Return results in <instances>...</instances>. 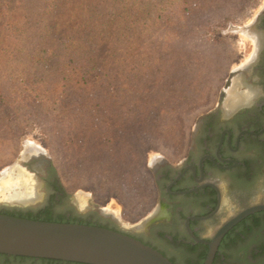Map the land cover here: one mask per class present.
I'll return each mask as SVG.
<instances>
[{"label":"rangeland","instance_id":"1","mask_svg":"<svg viewBox=\"0 0 264 264\" xmlns=\"http://www.w3.org/2000/svg\"><path fill=\"white\" fill-rule=\"evenodd\" d=\"M132 1L104 2L99 80L85 83L74 71L64 80L36 61L26 62L28 79L45 81L36 100L27 101L14 82L17 67L0 64V188L10 176H32L40 198L25 210L49 207L55 218L71 212L125 232L143 229L155 211L151 168L159 159L177 165L187 155L198 121L220 100L226 104L229 77L251 52L245 34L232 28L245 26L261 2L246 0L240 13V0H150V33L139 41L121 36L114 43V26L129 23L116 11ZM105 133L124 146L102 149ZM125 151L126 158L137 159L127 162L121 156ZM39 152L74 204L52 199L51 180L45 184L43 173L26 167L28 156ZM131 163L146 182L137 196L125 177ZM1 190L0 210L17 209L3 205L13 192H23L21 185Z\"/></svg>","mask_w":264,"mask_h":264},{"label":"flooded vegetation","instance_id":"2","mask_svg":"<svg viewBox=\"0 0 264 264\" xmlns=\"http://www.w3.org/2000/svg\"><path fill=\"white\" fill-rule=\"evenodd\" d=\"M259 2L251 20L235 27L248 38L251 52L229 77L226 104L220 100L198 121L187 155L177 165L159 159L151 168L153 217L132 233L102 225L139 240L172 264H204L226 224L247 210L264 208V0ZM28 157L29 169L41 159ZM42 168L55 200L72 205L51 177L50 163ZM0 264L72 263L0 255ZM212 264H264V210L245 215L226 230Z\"/></svg>","mask_w":264,"mask_h":264},{"label":"trees","instance_id":"3","mask_svg":"<svg viewBox=\"0 0 264 264\" xmlns=\"http://www.w3.org/2000/svg\"><path fill=\"white\" fill-rule=\"evenodd\" d=\"M105 1L0 0V64L6 62V66L17 67L19 73L14 82L16 86L21 87L18 88V92L23 94L27 101L36 100L35 94H39L43 90L45 81L28 79V76L23 73V68L27 66L26 62L36 61L42 68L59 72L60 75H63L64 80L67 77L69 79L73 77L68 75L72 71H74V77L85 80V83L90 78L99 80L103 77L104 69L100 59L103 44H105L103 42L104 28L102 22L104 17L102 7ZM109 1L118 2V0ZM143 1H132L129 3L128 9L121 4L120 8L117 9L118 16L122 15L128 18L129 23L124 26H114L112 31L116 32L113 38L114 43L121 36H126L129 40L132 38L131 41H139L141 36L150 33V0ZM245 4L246 0H240V13H242L240 8H243ZM116 12L114 15H117ZM115 53L116 51L113 52V55ZM93 73L97 74L92 78L90 76ZM161 113L165 112L161 111ZM142 122L141 120L140 123ZM118 136L120 137L119 133ZM123 136L125 135L123 134ZM104 139L105 145L102 146V149L114 148L113 145L124 146L122 139L120 142L117 139L118 141L115 143L109 134H106ZM122 149L125 150V148ZM132 149L135 150L134 153L138 152L135 148L132 147ZM121 154V156H125L127 162L137 159L135 156L126 158V151ZM119 159L122 161V157ZM117 167L119 166L117 165ZM128 167L132 169L126 171L125 177L128 182H132L133 194L137 196L146 182L141 180V175L134 170L133 164ZM59 188L61 189V187ZM61 192L64 191L61 189ZM0 215L46 223L78 224L105 228L76 217L71 212L68 217L55 218L52 216L49 207L36 212L25 209H1Z\"/></svg>","mask_w":264,"mask_h":264},{"label":"water","instance_id":"4","mask_svg":"<svg viewBox=\"0 0 264 264\" xmlns=\"http://www.w3.org/2000/svg\"><path fill=\"white\" fill-rule=\"evenodd\" d=\"M232 29L241 31L235 27ZM228 86L227 82L225 87ZM33 158L41 159L35 160L36 166L31 170L42 174V164H49V161L41 153ZM70 200L74 204V199ZM33 205L35 202L3 206L27 209ZM260 209L264 210H247L239 218L226 224L215 238L214 246L204 264H212L216 245L227 229L240 218ZM0 255L72 264H172L151 247L120 232L95 226L46 223L7 215H0Z\"/></svg>","mask_w":264,"mask_h":264},{"label":"bare ground","instance_id":"5","mask_svg":"<svg viewBox=\"0 0 264 264\" xmlns=\"http://www.w3.org/2000/svg\"><path fill=\"white\" fill-rule=\"evenodd\" d=\"M8 175H10V174H8ZM6 180L1 185V188L4 191L5 190H7V191L8 190H12L14 187L20 186V185H21V188L23 190L22 193L19 192V193L13 194L14 193L13 192L12 194L9 195V197L7 198V201L9 202L10 205H27V204L34 203L35 201L39 200L40 195L38 193V187L36 186L37 184H36L35 180L32 178V176H30V175L29 176H26V175L24 176L22 174H19L16 179H13V177L10 176L9 177V181L8 180L6 181ZM1 188H0V192L2 191ZM8 192H10V191H8ZM81 204H80V206H81ZM148 222L149 221L147 220L145 222V225L144 226H146V224H148Z\"/></svg>","mask_w":264,"mask_h":264}]
</instances>
